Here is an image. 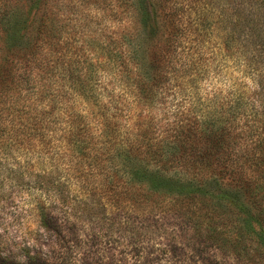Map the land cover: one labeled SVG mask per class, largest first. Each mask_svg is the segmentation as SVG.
<instances>
[{
	"label": "trees",
	"instance_id": "16d2710c",
	"mask_svg": "<svg viewBox=\"0 0 264 264\" xmlns=\"http://www.w3.org/2000/svg\"><path fill=\"white\" fill-rule=\"evenodd\" d=\"M0 98L24 163L0 194L40 230L0 264H76L91 229L138 237L112 264L148 237L158 264H264V0H0Z\"/></svg>",
	"mask_w": 264,
	"mask_h": 264
},
{
	"label": "rangeland",
	"instance_id": "374dc122",
	"mask_svg": "<svg viewBox=\"0 0 264 264\" xmlns=\"http://www.w3.org/2000/svg\"><path fill=\"white\" fill-rule=\"evenodd\" d=\"M91 3V2H90ZM89 8L91 7L88 4ZM74 0H60V7L63 9H67V7H73ZM81 10V9H80ZM36 13V15L43 12V8L39 7L36 9H30L25 11L23 20H27L32 17L27 16L28 13ZM81 12V11H80ZM86 14V13H84ZM62 15V12H61ZM66 14L62 15V19ZM157 37L156 39H158ZM4 98H0V110L7 108L8 104H2V100ZM7 101L9 102V97H7ZM139 113V111H136ZM10 120L11 117L8 115V111L4 110L0 113V127H5L7 132L10 129ZM151 119H128L129 123L142 122L144 124L149 123ZM156 122L157 119H154ZM10 132V131H9ZM1 145V141H0ZM4 148H0V173L6 172L10 173L9 169L14 171V167L23 166V159L17 158V152H3ZM20 155V154H19ZM20 164V165H19ZM8 173L4 174V176L8 175ZM4 194H0V235L6 237L8 246H18L23 247V245H28L34 243V239L40 234V230L38 229L37 220L34 215H30L27 213L28 206L25 202L24 195L21 193V188L16 187L14 184L10 182L5 183ZM1 189V190H2ZM119 222V221H118ZM88 227V229H90ZM100 236V237H99ZM89 237V240H85ZM137 236L132 233H126L121 230L113 233H109L108 237H102V235H98L97 231H81L78 232V240L87 241V244H82V246L76 247L74 250L73 257H76V264H83V262L87 259L92 264H112L111 261H108L109 255L114 253L116 255V259H119L120 253L127 250L134 252L136 250H141V246L138 243ZM41 249L44 251L58 252L59 249H55L54 245L50 244L49 248L40 243V239H37ZM110 240L112 245L105 244ZM94 241V244L91 246L90 242ZM144 244V252L147 256L148 263L147 264H158L154 259L156 257L155 254V246L154 243H157V240H154L151 237L145 241ZM111 246V247H110ZM48 248V249H47ZM128 252V253H129ZM155 254V255H154ZM121 264V263H114ZM125 264H138L134 262V260L130 257L127 258Z\"/></svg>",
	"mask_w": 264,
	"mask_h": 264
}]
</instances>
